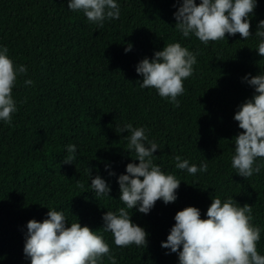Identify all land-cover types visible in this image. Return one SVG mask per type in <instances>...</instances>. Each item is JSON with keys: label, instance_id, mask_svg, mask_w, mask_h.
<instances>
[{"label": "trees", "instance_id": "obj_1", "mask_svg": "<svg viewBox=\"0 0 264 264\" xmlns=\"http://www.w3.org/2000/svg\"><path fill=\"white\" fill-rule=\"evenodd\" d=\"M116 3L119 19L99 27L82 11H70L68 0H0V47L8 48L15 65L27 67L13 89L11 124L0 121V264H30L23 251L27 223L43 222L52 209L64 213L67 226L79 222L102 234L117 264H179L177 253L161 247L176 213L196 207L206 219L214 196L253 207L252 223L261 229L257 250L264 255V158L256 160L261 171L246 179L231 166L234 138L242 132L234 115L255 94L244 77L264 74L255 37L264 0L251 15L252 37L226 34L207 45L175 29L182 0ZM176 42L197 59L179 107L141 88L136 72L144 58ZM26 79L33 84L25 85ZM128 123L145 128L159 146L153 163L181 181L174 203L157 201L147 215L132 210L133 223L148 233L147 247L118 248L102 230L107 211L126 207L118 177L129 163H139L124 139L128 133L116 132ZM69 144L76 146L75 159L65 164ZM177 155L197 167L206 162L207 172L177 169ZM87 168L91 178L109 184L111 199L95 195ZM102 264H110L107 257Z\"/></svg>", "mask_w": 264, "mask_h": 264}, {"label": "clouds", "instance_id": "obj_2", "mask_svg": "<svg viewBox=\"0 0 264 264\" xmlns=\"http://www.w3.org/2000/svg\"><path fill=\"white\" fill-rule=\"evenodd\" d=\"M180 0H178V3ZM67 7L72 12H80L93 24L103 27L104 21L119 19L120 7L116 0H68ZM257 7V0H182L174 14L175 29L184 38L194 35L201 43L225 40L228 36H239L246 41L253 36L251 15ZM255 37L259 39L257 53L264 57V20L259 21ZM128 45L126 52L131 51ZM7 47H0V121L11 124L12 115L17 111L13 89L19 76L27 75L25 65H15L9 58ZM196 55L180 43H169L162 51L154 53V58H144L136 67L143 77L139 83L143 89H155L161 98L168 99L179 107L177 97L183 95V81L193 75ZM244 80L254 89L251 99L241 104L234 115L242 132L234 138V155L231 166L240 177L250 178L261 171L257 158H264V74L245 76ZM25 85L33 81L26 79ZM116 132H127L129 150H134L139 163H129L126 173L118 177L119 201L126 207L117 212L107 211L102 217L103 232L111 233L118 248L135 245L147 247L148 233L132 221V210L149 214L157 201L165 205L177 200V190L181 181L175 175L165 174L153 158L159 146L148 139L143 127H133L131 123L118 127ZM68 156L65 164H72L76 146H66ZM176 168L188 174L207 172L208 165L191 164L187 159L176 156ZM91 188L96 196L110 197L109 184L96 175L90 176ZM114 176V172L109 173ZM77 187H83L77 181ZM129 210H131V215ZM253 207L240 206L233 198L222 201L213 197L207 209L206 219L196 207H186L174 217L175 224L161 247L178 254L179 264H264L257 244L261 229L254 226ZM62 211L49 210L43 222L30 220L27 223L24 255L30 264H102L105 257L110 264H117L115 254L102 234L88 226L73 222L70 226ZM182 248V250H181Z\"/></svg>", "mask_w": 264, "mask_h": 264}]
</instances>
